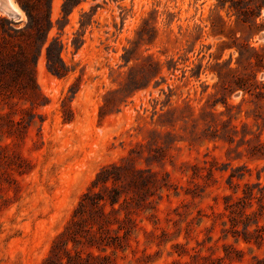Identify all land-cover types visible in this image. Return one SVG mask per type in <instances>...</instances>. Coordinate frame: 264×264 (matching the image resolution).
I'll return each mask as SVG.
<instances>
[{
    "label": "rangeland",
    "instance_id": "obj_1",
    "mask_svg": "<svg viewBox=\"0 0 264 264\" xmlns=\"http://www.w3.org/2000/svg\"><path fill=\"white\" fill-rule=\"evenodd\" d=\"M8 1L19 52L0 48V264H264V94L228 87L259 69L238 67L239 51L264 58V0H82L67 20L53 0L67 73L42 53L36 90L8 72L32 37ZM88 193L105 206L79 209ZM72 219L74 242L53 252Z\"/></svg>",
    "mask_w": 264,
    "mask_h": 264
},
{
    "label": "trees",
    "instance_id": "obj_2",
    "mask_svg": "<svg viewBox=\"0 0 264 264\" xmlns=\"http://www.w3.org/2000/svg\"><path fill=\"white\" fill-rule=\"evenodd\" d=\"M16 3L19 5V7L22 9V11L26 14L27 17V25L26 29L24 32H27V34L31 35V41H30V53L28 55V62L27 66L24 68H18L16 67H10L8 69L9 74L11 75V81L12 83H15L18 81V78L22 76L23 74L28 78V80L33 81L32 89L36 90V86L34 84L33 80V68L37 64V61L39 57L44 53L45 56V62H46V67L48 72L56 77H64L67 73L66 70V65L64 61L62 60L61 54L64 50V42L60 39L59 36H52L50 37V32L52 31L54 24L51 19L50 15V8L53 0H44L47 3V12H45L40 18H36L32 14V7L31 3L29 0H15ZM82 0H64L61 6V16L63 19L67 20L68 15L70 12L76 8ZM0 22H2L6 28H8V32H4L5 35H7L8 39H5L4 37L2 38V43H0V48H3L9 52V56L14 59V56L18 54L19 51L15 50V46L10 45L9 41L10 39L16 38V35H11V32H15L14 30L10 29V22H8L6 19L0 17ZM59 22V20H58ZM81 27H85V25L81 24ZM5 28V29H6ZM16 33H21L20 30H17ZM78 49V48H76ZM19 50V49H18ZM127 53V50H126ZM249 55L245 56L243 52L239 51V58L237 61L238 67L244 63V66H253L254 64H259L258 67L259 69L252 73L250 72L249 74H243L240 77L235 78L234 81L228 82L230 87L231 85H235V87L244 93L249 94L250 96H258L264 94V83H258L257 82V74L261 72L262 69H264V58L262 55L259 54V52L255 49L249 50ZM129 62V58L126 60V63ZM15 65V64H13ZM233 69L227 68L225 72L221 71H216V76L218 79V82H223L224 81V75L225 74H233L234 72H237V70L232 71ZM157 73V72H156ZM155 73V75H156ZM155 77V76H154ZM0 78V90L2 89H7L5 86H3V82H1ZM139 88L136 87L133 89V91L138 90ZM224 89H226L224 87ZM9 90V88H8ZM11 91V88L10 90ZM103 173L100 172L96 178L95 181H98L99 176ZM91 203L93 205H99L102 204L105 206V202L102 198L99 196H96V194L89 195L85 194L83 198L81 199L79 203V209L82 208L85 204V201L89 199V197L92 198ZM118 202V200H110L109 206H113ZM78 209V210H79ZM113 209V208H112ZM102 216H104V213H102ZM71 226H78L77 221L73 220L70 222V225L66 228V230L63 232V234L58 237V239L54 242L52 245L51 250L54 252L56 249L57 243L59 240L63 238L64 235L69 236V241H73L74 239L72 237V231L70 229ZM71 233V235H70ZM63 250L65 252H68L67 250V242L63 244Z\"/></svg>",
    "mask_w": 264,
    "mask_h": 264
},
{
    "label": "bare ground",
    "instance_id": "obj_3",
    "mask_svg": "<svg viewBox=\"0 0 264 264\" xmlns=\"http://www.w3.org/2000/svg\"><path fill=\"white\" fill-rule=\"evenodd\" d=\"M3 9L5 11H11L13 13H19L18 7H16L14 4L10 3L8 0H3Z\"/></svg>",
    "mask_w": 264,
    "mask_h": 264
},
{
    "label": "water",
    "instance_id": "obj_4",
    "mask_svg": "<svg viewBox=\"0 0 264 264\" xmlns=\"http://www.w3.org/2000/svg\"><path fill=\"white\" fill-rule=\"evenodd\" d=\"M3 3H4V1L3 0H0V8L2 9V11H4V13H6V14H8V15H13L14 13L13 12H11V11H5L4 9H3Z\"/></svg>",
    "mask_w": 264,
    "mask_h": 264
}]
</instances>
